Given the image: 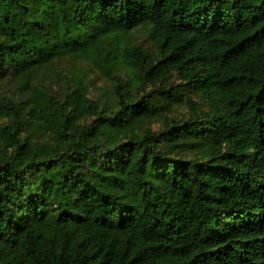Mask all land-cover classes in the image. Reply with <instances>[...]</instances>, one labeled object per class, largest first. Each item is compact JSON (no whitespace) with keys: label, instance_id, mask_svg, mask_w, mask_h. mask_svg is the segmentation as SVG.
Here are the masks:
<instances>
[{"label":"trees","instance_id":"trees-1","mask_svg":"<svg viewBox=\"0 0 264 264\" xmlns=\"http://www.w3.org/2000/svg\"><path fill=\"white\" fill-rule=\"evenodd\" d=\"M103 45L112 102L35 94L51 142L0 104V264H264V0H0V80Z\"/></svg>","mask_w":264,"mask_h":264},{"label":"rangeland","instance_id":"rangeland-1","mask_svg":"<svg viewBox=\"0 0 264 264\" xmlns=\"http://www.w3.org/2000/svg\"><path fill=\"white\" fill-rule=\"evenodd\" d=\"M127 39L131 44L156 54L155 48L148 40V37L140 30L131 32ZM107 44V43H106ZM107 46L103 45L101 50L94 53L90 58L80 59L77 57H66L55 60L48 65L41 67L31 73L18 77H9L0 80V104L12 102L20 110V120L25 124L24 136L30 140L38 142H51L54 136L49 130L41 129L37 122L33 120L36 112V96L50 97L54 102L62 103L64 112L71 108L80 92H83L97 107L105 102H112V80L114 74H119L126 79V72L117 63L105 58ZM146 90L151 89V85H146ZM163 101V115L169 119L184 117L186 114L185 102L168 100L162 96L157 97ZM68 99V103L66 102ZM71 102V103H70ZM92 119L90 114H84L77 123L84 125ZM9 118H0V126L10 125ZM26 123H28L26 125ZM143 128H150L152 131L161 128L159 119L142 122ZM26 136V137H27ZM4 147L0 141V148ZM200 151V149H198ZM196 151V152H198Z\"/></svg>","mask_w":264,"mask_h":264}]
</instances>
